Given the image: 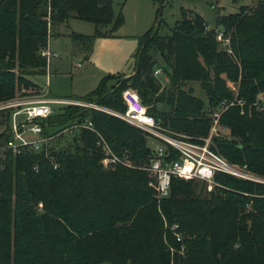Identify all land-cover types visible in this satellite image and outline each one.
<instances>
[{
    "label": "trees",
    "instance_id": "1",
    "mask_svg": "<svg viewBox=\"0 0 264 264\" xmlns=\"http://www.w3.org/2000/svg\"><path fill=\"white\" fill-rule=\"evenodd\" d=\"M246 10L216 16V26L230 39L227 52L216 41L215 27L182 8L168 34L151 29L141 37L132 75L104 76L74 99L124 112L121 95L131 89L165 126L197 136L208 132V111L234 98L226 81L236 82L243 104L221 113L229 135L216 145L229 161L264 174V109L255 108L264 94V0ZM70 18L94 24L93 34L69 33L73 52L84 54L95 38L111 35L101 27L112 24L115 31L124 23L113 0H0V101L22 85L39 89L23 71L45 73L39 50L47 47L49 25ZM157 68L169 87H161ZM183 81L199 82L207 102L181 87ZM61 108L46 120L45 134L89 119L115 153L131 154L134 167L103 168L98 137L84 128L73 135V148L14 154L5 148L10 110H2L0 264H264V184L219 174L224 187L200 197L196 187L205 189L204 182L172 178L169 196L157 201L150 174L137 168L150 152L141 130L104 111Z\"/></svg>",
    "mask_w": 264,
    "mask_h": 264
},
{
    "label": "built area",
    "instance_id": "2",
    "mask_svg": "<svg viewBox=\"0 0 264 264\" xmlns=\"http://www.w3.org/2000/svg\"><path fill=\"white\" fill-rule=\"evenodd\" d=\"M215 38L220 47L231 52L229 36L223 28H214ZM39 54L49 61L56 55L49 49L42 48ZM80 65V64H78ZM162 74L160 68L155 69L154 75ZM122 101L125 105L124 112H116L95 103L85 102L73 98L38 97L10 98L0 102V110H10L9 133L10 139L5 148L17 154L23 150L44 152L49 154L53 146L52 141L62 134L76 133L84 128L90 130L98 137L97 146L101 149L104 168H114L116 165L134 167L128 153L122 156L116 154L104 137L94 128L89 119L75 122L55 134H45L46 120L55 112L54 105H76L85 108L110 113L130 125L141 130L150 140L149 156L143 166H138L147 171L151 179L148 185L154 190L157 201L168 197L170 194L171 179L197 180L205 183L207 192H216L224 186L216 180V175L227 174L238 179L264 184V176H258L247 168L245 164L230 162L223 156L216 145V140L226 137L227 128L220 122L221 113L233 104L243 103L222 100L214 109L208 111L209 129L205 135L189 136L172 130L163 122L151 115L147 106L126 89L122 92ZM260 110L264 107H260ZM243 112V110H241ZM54 168L57 164H54ZM179 241L181 237L176 234Z\"/></svg>",
    "mask_w": 264,
    "mask_h": 264
},
{
    "label": "rangeland",
    "instance_id": "3",
    "mask_svg": "<svg viewBox=\"0 0 264 264\" xmlns=\"http://www.w3.org/2000/svg\"><path fill=\"white\" fill-rule=\"evenodd\" d=\"M257 2L258 0H113L114 12L117 13L121 9L124 23L115 31L112 30V24L101 27L100 30L102 32H111V35L95 38L88 59H84L80 53L73 52L68 34L72 31L82 34H93L95 29L93 23L70 18L66 22L50 24L48 39L52 42L50 49L56 53V57H50L51 62L50 64L48 62L44 74H40L37 70H24L23 76L36 83L39 89L22 85L16 88V92L11 99L19 97L35 99L43 96L83 97L98 86L104 75L132 73L135 53L141 37L151 29L156 31L158 35L168 34L169 28L181 18L182 8L190 9L200 14L206 20L207 27L211 25L215 28H222V26H216V16L237 12L241 7H246V11L250 12ZM53 40H56V43ZM155 56L158 61H162L159 54L155 53ZM15 71L18 73L22 70L16 68ZM157 77L162 88L169 87V80L164 74ZM110 83L108 81L107 88L110 87ZM179 84L185 90L191 88L194 96L201 98L205 103L207 102L199 82L183 81ZM226 85L234 97L231 101L243 103L242 100L236 98L238 83L227 80ZM129 90L134 96L139 98L135 91ZM157 106L160 109L164 108L161 104H157ZM61 107V105H54L56 112H62ZM260 107H264V94H259L255 102L256 110ZM4 128V126H0V132ZM226 134V136L229 135L228 128ZM73 135L74 133L62 134L52 141V145L56 148L65 146L73 148L75 144L72 139ZM144 137L146 146L149 149L150 140L145 135ZM124 153L126 152L116 154L122 156ZM128 154L133 164L134 161L131 158V154ZM139 165L143 166L144 162H139ZM253 173L258 176H264V174ZM251 183L257 184L256 182ZM196 192L200 197L209 193L206 189L200 188V186L196 187ZM166 225L164 222L165 228ZM175 227V224L172 225L171 230H174ZM176 234L181 237L179 233H175V236ZM178 252L183 254L182 246Z\"/></svg>",
    "mask_w": 264,
    "mask_h": 264
},
{
    "label": "crops",
    "instance_id": "4",
    "mask_svg": "<svg viewBox=\"0 0 264 264\" xmlns=\"http://www.w3.org/2000/svg\"><path fill=\"white\" fill-rule=\"evenodd\" d=\"M199 15H200V14H199ZM200 16H201V15H200ZM66 21H67V20H66ZM66 21H65V22H66ZM204 21H206V20L204 19ZM208 25H209V24H208ZM208 27H212V26L209 25ZM74 32H76V31H74ZM68 35H69V34H68ZM54 37H55V36H54ZM53 42L56 43V40H53ZM51 45H52V42L48 39V49H49L50 52H52L51 49H50V46H51ZM52 53H55V52L53 51ZM90 53H91V52H90ZM90 53H89V54L80 53V55H82V56L84 57V59H88V58L90 57ZM55 54H56V53H55ZM51 57H52V56H51ZM53 57H56V55H54ZM48 62H49V64H50V62H51V59H50V58H49V61H48ZM48 62H47V64H48ZM134 63H135V59H134ZM160 63H161V62H160ZM46 68H47V67H46ZM133 73H134V67H133V71H132V73H130V74H123V73H122V75L126 77V76H130V75H132ZM107 75H109V74H107ZM107 75H104V76H107ZM104 76H103V77H104ZM110 82H111V83H110V86H112V85L114 84V81L111 80ZM47 97H48V96H47ZM56 98H66V97H56ZM70 98H73V99H74V98H76V97H70Z\"/></svg>",
    "mask_w": 264,
    "mask_h": 264
}]
</instances>
